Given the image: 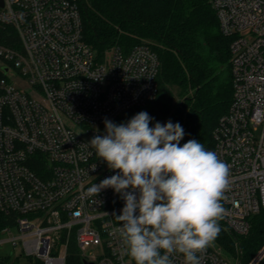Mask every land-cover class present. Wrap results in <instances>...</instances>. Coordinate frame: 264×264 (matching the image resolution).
Wrapping results in <instances>:
<instances>
[{
	"label": "built area",
	"instance_id": "2783aa9c",
	"mask_svg": "<svg viewBox=\"0 0 264 264\" xmlns=\"http://www.w3.org/2000/svg\"><path fill=\"white\" fill-rule=\"evenodd\" d=\"M211 3L232 38L234 95L208 150L229 166L223 221L245 235L264 207V0ZM0 30V209L16 215L0 244L66 264L75 240L84 262L135 264L114 216L123 199L112 188L88 194L119 171L89 141L106 134L105 118L126 123L157 98V52L140 44L99 55L84 37L79 0H0ZM94 245L101 254H85ZM197 256L200 264L231 263L212 244ZM170 259L186 264L179 252ZM248 264H264V246Z\"/></svg>",
	"mask_w": 264,
	"mask_h": 264
},
{
	"label": "trees",
	"instance_id": "16d2710c",
	"mask_svg": "<svg viewBox=\"0 0 264 264\" xmlns=\"http://www.w3.org/2000/svg\"><path fill=\"white\" fill-rule=\"evenodd\" d=\"M84 37L103 55L112 47L129 51L148 44L160 58L157 98L132 112H147L161 124L179 123L185 136L214 145V130L229 111L234 86L230 44L221 31L211 0H79ZM4 31L0 30V38ZM16 215L0 209V237L13 226ZM214 240L223 253L248 264L264 246V207L251 217L250 231L239 235L223 219ZM0 264H46L23 253L0 256ZM66 264H85L75 240ZM232 264V263H230Z\"/></svg>",
	"mask_w": 264,
	"mask_h": 264
},
{
	"label": "clouds",
	"instance_id": "9594fccd",
	"mask_svg": "<svg viewBox=\"0 0 264 264\" xmlns=\"http://www.w3.org/2000/svg\"><path fill=\"white\" fill-rule=\"evenodd\" d=\"M153 119L145 111L126 123L104 119L106 134L89 144L119 171L93 183L88 194L96 197L112 188L123 199L121 213L114 216L135 264H173L174 252L182 253L186 264H200L197 253L221 231L229 166L198 140L181 146L185 131L178 122L150 127Z\"/></svg>",
	"mask_w": 264,
	"mask_h": 264
},
{
	"label": "rangeland",
	"instance_id": "374dc122",
	"mask_svg": "<svg viewBox=\"0 0 264 264\" xmlns=\"http://www.w3.org/2000/svg\"><path fill=\"white\" fill-rule=\"evenodd\" d=\"M212 245L216 246L217 248H219V246L217 245V243H215V241L212 242ZM220 249V248H219ZM221 251H223V249H220ZM20 251V247L17 246H13L11 243H3L0 244V256L1 255H6V254H12L15 255ZM85 254L87 255H100L102 252V248L100 245H94V246H90L88 248H86L84 250ZM225 257H228L230 262L232 264H238L240 261L236 260L234 258H232L228 253L224 252ZM243 264V263H242Z\"/></svg>",
	"mask_w": 264,
	"mask_h": 264
},
{
	"label": "water",
	"instance_id": "95a60500",
	"mask_svg": "<svg viewBox=\"0 0 264 264\" xmlns=\"http://www.w3.org/2000/svg\"><path fill=\"white\" fill-rule=\"evenodd\" d=\"M85 264H93V262L85 260Z\"/></svg>",
	"mask_w": 264,
	"mask_h": 264
}]
</instances>
